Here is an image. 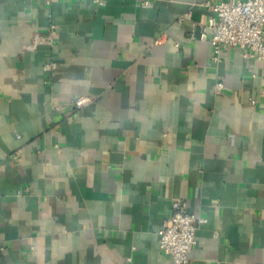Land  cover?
I'll use <instances>...</instances> for the list:
<instances>
[{
	"label": "crops",
	"instance_id": "obj_1",
	"mask_svg": "<svg viewBox=\"0 0 264 264\" xmlns=\"http://www.w3.org/2000/svg\"><path fill=\"white\" fill-rule=\"evenodd\" d=\"M206 1L0 0V264H172L176 201L188 264H264L262 62L211 61Z\"/></svg>",
	"mask_w": 264,
	"mask_h": 264
},
{
	"label": "built area",
	"instance_id": "obj_2",
	"mask_svg": "<svg viewBox=\"0 0 264 264\" xmlns=\"http://www.w3.org/2000/svg\"><path fill=\"white\" fill-rule=\"evenodd\" d=\"M46 5H52L59 0H43ZM78 1V0H77ZM99 4L102 0H90ZM147 6V2L142 3ZM203 7L210 13L208 22L203 29L211 31L210 45L212 48L211 61L217 62L225 47L238 48L242 58L262 62L261 75L264 77V0H226L217 3L204 2ZM56 28L50 25L44 36L36 37L29 48L38 45L53 46ZM55 63L52 61L44 65L46 72L52 71ZM223 88L221 83L216 84V90ZM250 105L256 102L249 100ZM87 103L85 97L74 100L75 108ZM17 159V154L12 156ZM27 191V190H24ZM204 220L186 211L180 201L171 204L169 217L162 223L158 232L159 249L167 256L172 264H188V254L195 245V232ZM3 247L0 243V251Z\"/></svg>",
	"mask_w": 264,
	"mask_h": 264
}]
</instances>
